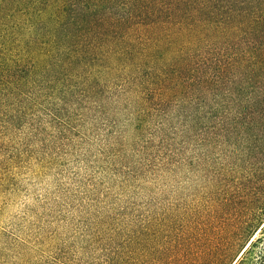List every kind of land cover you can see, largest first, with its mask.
I'll use <instances>...</instances> for the list:
<instances>
[{
    "label": "rangeland",
    "instance_id": "1",
    "mask_svg": "<svg viewBox=\"0 0 264 264\" xmlns=\"http://www.w3.org/2000/svg\"><path fill=\"white\" fill-rule=\"evenodd\" d=\"M252 4L205 42L185 36L192 85L163 89L172 47L147 64L113 53L70 76L52 68L39 31L61 0L40 21L15 16L13 36L0 29V60L36 67L14 110L0 108V264H167L214 212L218 226L254 222L233 264H264V0Z\"/></svg>",
    "mask_w": 264,
    "mask_h": 264
},
{
    "label": "trees",
    "instance_id": "2",
    "mask_svg": "<svg viewBox=\"0 0 264 264\" xmlns=\"http://www.w3.org/2000/svg\"><path fill=\"white\" fill-rule=\"evenodd\" d=\"M52 1L55 0H0V29L5 33L10 29V36H13L18 24L13 19L15 16L20 14L25 22L40 21L42 13L38 11L45 12ZM61 1L62 9L54 18V26L45 25L39 31V36L45 39V47H49L46 50L55 54L53 58L59 62L52 64V68L59 65L58 68L69 75L88 69L91 64L106 62V58L113 53L123 57V64H147L146 60L150 59L151 63V59L156 58L155 54L158 56L163 49L172 47V51L179 53L173 63L178 66L172 68L170 73H162V89L163 81L167 80L193 82L191 72L195 68L191 66L193 58L185 45V36L205 42L211 24H223L227 18L243 22L242 19L252 16L256 9L252 4L254 0ZM10 39L16 43L13 37ZM0 62V108L5 100L8 109L14 110L21 101V88L33 80L36 73L33 77L30 73L36 67L22 69L20 64H9L4 60ZM182 64H188L187 70H182ZM52 77L45 76L36 86L47 88V84L54 79ZM4 117H9L5 120L7 122L13 119L7 114ZM222 210L225 212L229 209L224 204ZM211 219L209 223L205 219L197 222L195 227L189 225L183 230L179 249L170 254L167 264L234 263L246 236L255 227L254 222L232 227L218 226L215 224L218 219L215 212ZM120 236L129 237L130 234L120 230L114 232L110 240ZM244 261L245 258H240L236 264H243ZM153 264H162V261L156 258Z\"/></svg>",
    "mask_w": 264,
    "mask_h": 264
}]
</instances>
